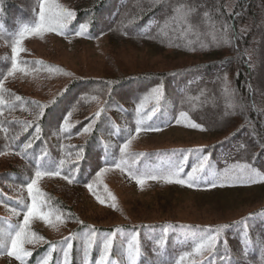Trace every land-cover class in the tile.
Listing matches in <instances>:
<instances>
[{
  "label": "trees",
  "instance_id": "1",
  "mask_svg": "<svg viewBox=\"0 0 264 264\" xmlns=\"http://www.w3.org/2000/svg\"><path fill=\"white\" fill-rule=\"evenodd\" d=\"M46 1L0 0V183L21 185L27 200L32 178L62 179V188H43L65 215L72 207L63 198L70 185L88 188L117 171L189 189L247 185L241 169L264 174V0H235L230 7L227 0H63L75 12L68 32L86 21L89 36L106 34L110 50L121 43L132 58L102 75L76 78L70 72L48 93L29 94L20 79L35 77V66L47 64L15 50L23 31L42 18ZM170 51L199 62L169 66L159 59L146 67L136 60L139 53L158 59ZM149 91L160 97L146 100ZM70 113L80 120L67 129ZM180 115L210 139L201 145L139 144L138 132L173 125ZM89 125L86 139L75 142ZM6 152L14 157L8 160ZM10 198L0 185V199L22 212L23 200ZM180 218L136 226L74 219L68 233L30 247L28 261L51 252L49 264H128L123 243L133 240L135 264H264V204L226 220ZM129 230L137 231V243Z\"/></svg>",
  "mask_w": 264,
  "mask_h": 264
},
{
  "label": "rangeland",
  "instance_id": "2",
  "mask_svg": "<svg viewBox=\"0 0 264 264\" xmlns=\"http://www.w3.org/2000/svg\"><path fill=\"white\" fill-rule=\"evenodd\" d=\"M234 1L227 0L228 7L233 6ZM42 14V18L39 19L36 26L23 31L15 53L20 54L19 57H37L45 61L47 65L38 64L35 66V69L38 68L34 73L35 77L29 76L27 79H20L22 83L20 85L23 87L22 92L42 94L46 90V94L61 81L69 79L70 72L76 78L91 73L102 75L105 70L115 69L116 66L126 64L132 58L128 53L131 50L121 43H116L110 50L106 34L99 38L89 36L86 33V24H88L86 21L78 27L77 32H68L67 25L75 17V12H72L63 0L44 2ZM206 21L204 20V22ZM200 35L201 32L194 34L195 38H199ZM206 35L208 36V34ZM142 54L139 53L136 60L146 67L153 66L159 59L167 61L169 66L182 63L193 65L199 62L190 54L184 55L182 59L178 58V55L173 51H170L168 57L162 53L158 59L148 56L141 57ZM63 67H67L69 71L66 72ZM145 97L146 100L153 101L160 95L149 91ZM212 99L214 97L207 101H212ZM101 100L103 101V98ZM150 115L144 120L150 119ZM79 120V115L68 114L65 121L66 128L73 127ZM188 120L189 118L186 116L180 115L173 125L161 129L147 128L146 131L138 132L135 137L140 145L161 142L201 145L200 143L207 142L210 139L208 138L209 132L201 129L195 121L189 122ZM89 126L74 139L75 142L86 139L91 128ZM6 153L8 160L14 157L11 152ZM4 167L5 163L0 162V169ZM243 172L241 169L240 175L243 177L242 181H245L247 185H238L234 189H189L179 182H174V185L167 182L157 184L148 178L131 179L121 171H117L112 174V180L111 178L109 181L102 179L96 184H89L88 188L70 185L69 192L63 198L72 207L66 206L65 215L60 211L53 194L43 188V186L55 188L57 185H61L62 188V184L65 182L62 179L50 178L48 180L42 179V176L39 178L27 177L28 180L32 178L27 200L21 185L12 181L2 182L0 185L6 188L8 194L14 196V199L10 198L12 203L18 200H26V202L22 201L23 210L18 212L14 206L8 205L4 199H0V239L2 242L0 264H49L51 252L44 253L33 263H29L30 247L38 246L46 240H53L68 233L74 219H86L92 223L109 226L118 221H127L131 222L132 226H136V223L140 221L152 224L174 217L196 222L239 217L246 210L264 204V174L257 171L249 174H243ZM113 175H115L114 179ZM119 176L120 179H118ZM247 180L251 183L248 184ZM113 182H115L114 185ZM100 183H103L102 190L98 188ZM5 198L8 199V197ZM11 229H15V231L12 236H9L8 233ZM154 230V228L149 229V231ZM198 231L195 229L193 232ZM128 235L136 239L137 231L129 230ZM137 241L138 238L134 242L137 243ZM106 242L111 246L114 242V234L108 235ZM132 244L133 240L124 243L127 252L133 254V257L128 260V264H135L136 252L132 250ZM61 248L63 254L67 256V245L64 244ZM65 263L57 262L56 264Z\"/></svg>",
  "mask_w": 264,
  "mask_h": 264
}]
</instances>
